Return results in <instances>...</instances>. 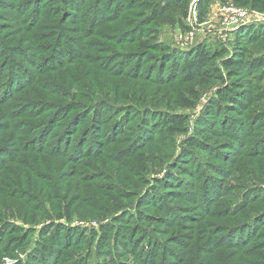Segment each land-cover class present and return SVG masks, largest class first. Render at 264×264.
Wrapping results in <instances>:
<instances>
[{"label":"rangeland","instance_id":"rangeland-1","mask_svg":"<svg viewBox=\"0 0 264 264\" xmlns=\"http://www.w3.org/2000/svg\"><path fill=\"white\" fill-rule=\"evenodd\" d=\"M161 1L0 0V264H264L263 72L238 79L242 116L222 81L185 83L178 65L250 28L264 57V11L226 27L234 0L203 20L199 0L187 17ZM173 174L171 209L147 206Z\"/></svg>","mask_w":264,"mask_h":264},{"label":"trees","instance_id":"trees-1","mask_svg":"<svg viewBox=\"0 0 264 264\" xmlns=\"http://www.w3.org/2000/svg\"><path fill=\"white\" fill-rule=\"evenodd\" d=\"M156 1L157 3H155L154 5L155 7L153 6L154 7L153 9L160 11L161 9H163V7L159 5L158 0H155V2ZM209 1L210 0H199L198 7H197L199 20H203L206 17V14L208 12ZM220 1L221 3H226L228 0H220ZM177 2H179L180 5H178ZM234 2H235L234 3L235 5L241 6L243 8L248 6L253 9L264 11V1H262V4H259L261 0H234ZM161 3L164 4L166 8L173 7L172 9H175V11L182 13L184 17H187L188 15L189 0H162ZM259 32L260 31L254 28L237 30L236 38H238L239 35H243V37L237 39L241 41H234V47L229 51L225 49L224 47L215 48L212 51H208L202 47H199V48L196 47L195 49L193 48L194 51L188 57L186 58L181 57L178 60V65L181 66V69H182L181 71H185L187 74L181 77L185 78L186 80L185 83L191 82V80L193 81V78L195 76L200 77L202 80H209V79L220 80L223 82V85L225 87L219 89L218 92L216 93L217 101H220V103L231 102V105H229L231 106V108H229L227 111L229 110L233 111L234 103H240V105H244L247 102L246 100H249V94L245 89L242 88V86H239L240 84L243 83V81L242 80L238 81V79L241 78L244 73L249 72L250 70H253V73H252L253 76H258L262 72L264 75V57H253L252 55H250V48L244 45L245 40H248V39L255 40V37L259 36ZM170 59L172 62L174 63L176 62V58H174L172 55L170 56ZM190 92L193 93L194 90H190ZM215 105H216V101H215V104L212 103V107L214 106L213 107L214 110L217 108V105L216 106ZM223 106H225V103ZM238 110L240 112L238 114H241L242 116L247 115L245 113V111L247 110L245 105L244 107ZM227 111L225 114H227ZM207 118H212V116L208 115ZM167 122H171L169 123V125L171 126V129H175L176 127H178V126H175L174 124L180 123L179 120L173 119V117H171V119L168 120ZM204 125L209 126V123H205ZM172 126H175V127H172ZM203 129L204 128L201 129L202 131L200 130L201 132L198 133L199 135H194L192 139H189L186 142L189 148L193 149L192 144H199L201 146H207L208 140L206 138V135H204ZM176 180H178L177 176L173 174L166 179H161L157 181L155 187L152 188V190L149 191L147 194V196L150 198V203L146 205L149 207L152 206L155 208L159 207V209L161 208L171 209L170 204L162 203L160 202V200L162 198H166V195L172 194V193L166 194L167 185H163V184H170V183L175 184ZM179 187H181L180 184H179ZM158 188H162L164 191L161 193L158 190ZM211 189L213 190V187ZM251 198L252 197H249L248 199H251ZM167 200L168 202L170 200L168 196H167ZM142 217L143 215H140L138 218H142ZM104 229L105 230L102 231L101 238H98L96 241H95L96 235H94L93 238H86L87 242L90 243V246L94 244L97 245L98 241L107 242V239H109L110 234L107 232L106 228ZM236 229H244V227L240 226V227H237ZM10 250L12 249H7V251H10ZM42 256L46 260L47 254L42 253Z\"/></svg>","mask_w":264,"mask_h":264},{"label":"built area","instance_id":"built-area-1","mask_svg":"<svg viewBox=\"0 0 264 264\" xmlns=\"http://www.w3.org/2000/svg\"><path fill=\"white\" fill-rule=\"evenodd\" d=\"M217 16L222 19L226 27H234L246 18L247 10L233 3H228L218 7ZM187 39L188 34L180 33L178 35V40L181 42L187 41Z\"/></svg>","mask_w":264,"mask_h":264}]
</instances>
